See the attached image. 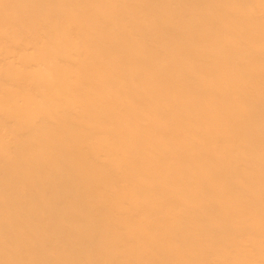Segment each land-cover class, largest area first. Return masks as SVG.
Instances as JSON below:
<instances>
[{"label": "bare ground", "instance_id": "1", "mask_svg": "<svg viewBox=\"0 0 264 264\" xmlns=\"http://www.w3.org/2000/svg\"><path fill=\"white\" fill-rule=\"evenodd\" d=\"M0 264H264V0H0Z\"/></svg>", "mask_w": 264, "mask_h": 264}]
</instances>
